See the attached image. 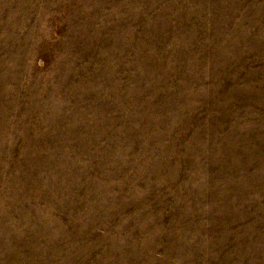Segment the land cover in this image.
<instances>
[{"label":"rangeland","instance_id":"374dc122","mask_svg":"<svg viewBox=\"0 0 264 264\" xmlns=\"http://www.w3.org/2000/svg\"><path fill=\"white\" fill-rule=\"evenodd\" d=\"M0 264H264V0H0Z\"/></svg>","mask_w":264,"mask_h":264}]
</instances>
